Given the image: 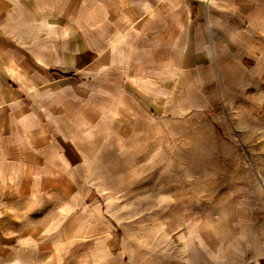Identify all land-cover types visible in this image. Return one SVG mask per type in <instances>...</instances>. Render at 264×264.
Returning <instances> with one entry per match:
<instances>
[{"label":"crops","instance_id":"obj_1","mask_svg":"<svg viewBox=\"0 0 264 264\" xmlns=\"http://www.w3.org/2000/svg\"><path fill=\"white\" fill-rule=\"evenodd\" d=\"M219 102L264 108V0H0V264H264V225L209 251L114 211L80 144Z\"/></svg>","mask_w":264,"mask_h":264},{"label":"rangeland","instance_id":"obj_2","mask_svg":"<svg viewBox=\"0 0 264 264\" xmlns=\"http://www.w3.org/2000/svg\"><path fill=\"white\" fill-rule=\"evenodd\" d=\"M238 105L226 109L219 102L186 132L160 127L154 141L121 142L99 127L85 134L90 140L80 144L99 157L97 169L104 171L96 180L114 211L169 233L177 246L182 232V240L202 242L209 251L229 240L237 225H264V108Z\"/></svg>","mask_w":264,"mask_h":264}]
</instances>
